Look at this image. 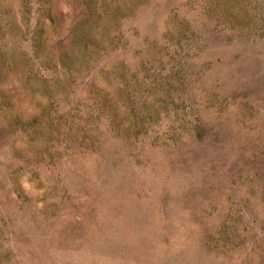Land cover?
Listing matches in <instances>:
<instances>
[{
  "label": "rangeland",
  "instance_id": "obj_1",
  "mask_svg": "<svg viewBox=\"0 0 264 264\" xmlns=\"http://www.w3.org/2000/svg\"><path fill=\"white\" fill-rule=\"evenodd\" d=\"M0 264H264V0H0Z\"/></svg>",
  "mask_w": 264,
  "mask_h": 264
}]
</instances>
